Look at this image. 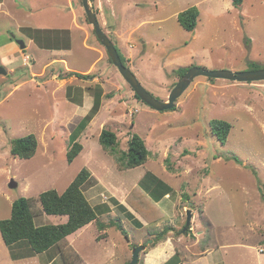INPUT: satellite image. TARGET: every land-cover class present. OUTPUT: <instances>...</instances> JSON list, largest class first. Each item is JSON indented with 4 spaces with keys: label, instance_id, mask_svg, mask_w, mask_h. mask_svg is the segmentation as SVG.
Listing matches in <instances>:
<instances>
[{
    "label": "rangeland",
    "instance_id": "rangeland-1",
    "mask_svg": "<svg viewBox=\"0 0 264 264\" xmlns=\"http://www.w3.org/2000/svg\"><path fill=\"white\" fill-rule=\"evenodd\" d=\"M16 1L22 8L13 13V20H0V52L6 54L0 56V65L8 70L0 74V220L10 217L14 200L24 196L35 199L38 225L64 222L66 216L43 212L39 194L52 188L63 192L86 167L91 171L83 186L86 197L93 205H112L113 213L101 212L99 219L108 223L117 218L128 236L112 226L108 237L98 240L102 231L93 221L77 238L69 235L37 253L28 240L7 246L0 231V264H48L55 255L64 263L63 252L72 264H124L131 261L134 245L142 243L146 250L156 236L152 233L165 226L172 227L166 239L180 257L176 264H187L181 257L189 249L197 254L216 249L217 261L225 264H258L264 251V80L198 76L176 101V109L158 111L135 96L110 62L82 0H72L71 9L67 0ZM91 3L127 67L160 100H168L180 79L175 71L182 66L232 71L251 70L254 63L264 67V0H244L239 7L233 0ZM194 5L199 7V21L188 31L178 14ZM11 6L6 0V7ZM56 10L60 19L49 20ZM72 14L77 26L68 32ZM18 24L30 28L20 30ZM17 39L27 47L21 50ZM53 48L72 50L51 55ZM69 71L87 77L71 76ZM98 89L101 108L88 122L84 116ZM214 118L232 124L225 144L212 132ZM105 127L118 136V155L127 149L131 133H138L150 150L148 161L122 168L116 155L99 142ZM29 134L38 139L36 155H13V139ZM76 138L83 149L69 162L67 153ZM149 171L174 188L170 199L163 196L155 202L139 185ZM12 179L17 187L9 186ZM186 194L189 199L183 198ZM130 195L147 214L163 212L165 217L150 223L127 201ZM114 200L130 205L140 222L131 225ZM188 210L193 216L190 231H184ZM144 250L140 254L150 251ZM138 264H144L142 257Z\"/></svg>",
    "mask_w": 264,
    "mask_h": 264
},
{
    "label": "trees",
    "instance_id": "trees-1",
    "mask_svg": "<svg viewBox=\"0 0 264 264\" xmlns=\"http://www.w3.org/2000/svg\"><path fill=\"white\" fill-rule=\"evenodd\" d=\"M243 1L244 0H233V3L239 7L243 4ZM199 15V7L194 5L179 12L178 21L180 25L186 30L194 31L198 25ZM93 33L96 34L95 30H93ZM119 53L122 61L126 65L124 56L120 51ZM109 60L112 62L110 56ZM190 67L192 66H182L179 67L175 72L178 74L179 78H181ZM259 68L262 67L254 63L251 70H256ZM68 75L78 76L80 78L87 77L85 74L73 71H69ZM135 96L142 100L136 93ZM102 98V89H98L96 95L94 96V104L90 112L84 116L88 122H90L100 111ZM174 109L176 108L173 107L172 110ZM210 123L213 134L217 135L218 138L225 144L230 134L232 124L227 120L217 118L212 119ZM73 141L74 142L67 153V159L69 162H72L83 149L82 143L77 141V138ZM99 142L104 150H109L116 155L117 159L121 163L122 168L129 169L144 165L148 161L149 155H151L145 139L135 132L131 133V136L128 140L127 149L121 151L119 155L118 153L116 154V151L119 147V140L117 134L113 130L106 127L103 128L99 135ZM38 148L39 142L36 135L29 134L24 137L13 139L11 151L12 154L17 157L30 159L36 155ZM235 158L239 160L237 156H235ZM90 177L91 171L85 167L78 172L76 177L63 192H59L57 189L52 188L39 194L38 201H40L42 205L43 212L50 215L67 217L64 222L58 224L38 225L35 222L36 217L38 216L34 208L35 199L24 196L15 199L12 204L10 217L0 220V231L5 244L7 246H12L21 240H28L33 251L42 253L59 244L65 240L67 236L75 233L93 221H96L98 229L102 231L97 236L98 240L108 237L107 229L112 226H116L118 230L128 236L127 230L124 228L122 222L116 220L117 218H111L108 223L99 219L101 212L110 213L112 207L107 202L93 206L90 200L86 197L83 186L87 180L90 179ZM139 185L142 188H145L146 191L149 192L154 197V199H156L155 202L160 200L166 194H171L174 191L172 186L166 184L164 180L162 181L161 178L151 171L145 174ZM131 198L132 195L128 196L127 201H129L135 210L140 212L150 223L165 217L163 212H161L160 215H156L154 217L147 214L141 206L131 202ZM183 198L189 199V195L186 194ZM114 204L119 203L118 201L114 200ZM117 206H119L120 210L125 211V214L129 219L134 218L135 215L130 210H128L126 206L124 207L122 204ZM171 230L172 227L165 226L161 231L152 233V235L156 236L153 243L147 247L146 251L162 240H165L167 233H169ZM135 246L137 245H134V247ZM177 255H174L165 264H176L177 260H180L179 255ZM62 256L64 258L65 264H72L68 262L64 252L62 253ZM140 261L141 259H139V262ZM129 262L130 261H127L125 264H129Z\"/></svg>",
    "mask_w": 264,
    "mask_h": 264
},
{
    "label": "water",
    "instance_id": "water-1",
    "mask_svg": "<svg viewBox=\"0 0 264 264\" xmlns=\"http://www.w3.org/2000/svg\"><path fill=\"white\" fill-rule=\"evenodd\" d=\"M84 10L87 14L88 21L93 26L95 33L106 48L107 53L112 59L113 64L118 68L121 75L128 82V84L134 89L135 93L150 107L158 110L165 111L172 109L176 101L184 94V92L190 87L192 82L198 76H205L208 78L216 79H227L239 82H254L264 80V68L256 70H246V71H232V70H211L199 66H193L188 69V71L179 79L174 88L172 89L168 100H160L152 95L139 81L137 76L133 71L127 67L122 61L120 53L117 49L115 39L108 35L101 25L100 20L98 19L97 13L95 12L91 0H82ZM17 44L20 45L21 49L26 48V43L22 39L16 40ZM0 74H8V70L0 65ZM17 182L13 179L11 180L9 186L17 187ZM192 213L190 210L187 211V222L184 227V231L189 229L192 221ZM152 241V240H151ZM150 241V242H151ZM145 249L144 245H138L134 248V253L132 260L129 264H138L140 253Z\"/></svg>",
    "mask_w": 264,
    "mask_h": 264
},
{
    "label": "crops",
    "instance_id": "crops-1",
    "mask_svg": "<svg viewBox=\"0 0 264 264\" xmlns=\"http://www.w3.org/2000/svg\"><path fill=\"white\" fill-rule=\"evenodd\" d=\"M10 2L12 5L11 8H7L6 7V0H0V20L2 18V20H6L9 22L10 20H13V18H11V17H13V15H15L13 13L21 10V8H22L21 3H19L16 0H10ZM67 2L69 3V7L71 9L73 4H74L73 1L67 0ZM62 11H65V10H62ZM56 12H57V14L50 17L49 20L58 21L60 19V16L62 14L59 13L58 10H56ZM64 13H66V12H64ZM63 15H65V14H63ZM75 26H77V20H76L75 14H72V20H70V22H69V28H66L65 30L70 32V31H72V27H75ZM1 27L8 28V26L5 25L4 23L1 24ZM18 27L20 28V30L22 28H30L28 26H24V25H20V24H18ZM30 41L34 42V40L31 36H30ZM18 46H19V44H18ZM26 47H27V44H26ZM20 49H21V47H20ZM71 50H72L71 48H66V49L53 48L51 50V53H52L51 55L57 54V53H63V52H66V54H68V53H70ZM97 50H99V49H97ZM0 56L5 58V56H6L5 52H0ZM60 60H62V59H60ZM54 61L58 62L57 59H54ZM46 66H48V64H45L44 67H46ZM93 67H91V68H93ZM169 195L171 196L173 194L171 193ZM165 196H166L165 198H169V199L171 198L168 196V194H166ZM97 205L95 204L93 206H97ZM125 206L127 207L128 210L129 209L132 210L131 212L135 215L134 218L130 219L131 225H133L134 221L140 222V220L137 219V217L139 218L140 216L133 210V208L130 205H124V207ZM111 207H112V205H111ZM112 211H113V209L108 214H112L113 213ZM123 213L125 214V211ZM140 219H141V217H140ZM144 221H146V220H144ZM145 224H146V222H145ZM85 227H87V226H85ZM80 232H81V229L76 231L75 233L71 234L70 237H72L73 239H74V237L77 238L78 234ZM168 239L162 240L161 242H159L155 246L150 247L147 251L144 250V252H148L150 250L147 254H145V255L140 254V259H141V257L143 258L144 264H165L174 256V253L176 251L169 248V240ZM235 243H237V242H235ZM70 244H71V246L76 245L75 243H70ZM140 245H142V243H140ZM76 247L77 246H75V248ZM222 248H224V247L223 246L219 247V249H222ZM189 251L190 252H186L187 253L186 257H184V256H183V258L181 257V259H183L185 261V263H187V264H198L203 259L205 260V264H219V263L225 264L223 261H221V259L219 261H217V257H215V254L218 251H216V249H212L211 251L207 250L205 252L201 249L202 252H200L198 254L196 252L192 251L191 249H189ZM259 256L260 257H259L258 264H264V259H263L264 258V251H262L259 254ZM48 264H65V263L61 262V259H59L58 256L55 255V256H52L50 258ZM124 264H125V262H124Z\"/></svg>",
    "mask_w": 264,
    "mask_h": 264
},
{
    "label": "clouds",
    "instance_id": "clouds-1",
    "mask_svg": "<svg viewBox=\"0 0 264 264\" xmlns=\"http://www.w3.org/2000/svg\"><path fill=\"white\" fill-rule=\"evenodd\" d=\"M136 247V246H135ZM140 259V258H139ZM132 260V259H131ZM139 262V261H138ZM130 263V262H129Z\"/></svg>",
    "mask_w": 264,
    "mask_h": 264
}]
</instances>
